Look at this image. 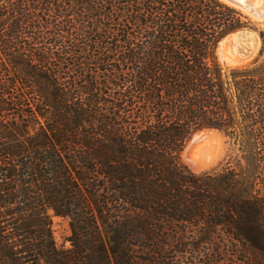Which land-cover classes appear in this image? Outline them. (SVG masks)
<instances>
[{
  "label": "trees",
  "instance_id": "trees-1",
  "mask_svg": "<svg viewBox=\"0 0 264 264\" xmlns=\"http://www.w3.org/2000/svg\"><path fill=\"white\" fill-rule=\"evenodd\" d=\"M248 31L221 0H0V264H264V32L217 56Z\"/></svg>",
  "mask_w": 264,
  "mask_h": 264
},
{
  "label": "rangeland",
  "instance_id": "rangeland-1",
  "mask_svg": "<svg viewBox=\"0 0 264 264\" xmlns=\"http://www.w3.org/2000/svg\"><path fill=\"white\" fill-rule=\"evenodd\" d=\"M251 1L255 2L256 0H251ZM243 14L250 19V21L254 24V26L258 31L257 32L248 31L251 35H246L247 37L239 36L237 39L233 40L230 45H227L223 50H221L220 53L217 51L219 64L224 71L247 66L251 64L259 56L261 50V42L259 39L258 32L259 31L264 32V23L258 24L252 17H250L245 13ZM223 57L225 59H223ZM225 60L228 61L226 62ZM205 147L214 148L215 146L212 145V143L209 145H207L206 142L198 143L194 146L191 157L198 154L201 155L202 153L204 154L203 149ZM226 151H227V146L225 144V140L223 139L221 154L218 160L216 161V163L211 167H209L208 169L198 171L191 164V159L190 158L184 159V156H183V163L195 173L211 171L216 169L220 165V163L222 162V160L226 155ZM51 222H52V233L56 244V248L58 250H69L71 248V244H70L71 229H70L69 219L56 217L53 214H51Z\"/></svg>",
  "mask_w": 264,
  "mask_h": 264
},
{
  "label": "bare ground",
  "instance_id": "bare-ground-1",
  "mask_svg": "<svg viewBox=\"0 0 264 264\" xmlns=\"http://www.w3.org/2000/svg\"><path fill=\"white\" fill-rule=\"evenodd\" d=\"M221 1L228 4L229 6H232L236 9H239L243 13L249 15L250 17H252L253 9H258V10L261 9L264 11V0H256L255 2H252L251 0H221ZM252 35H254V34H252ZM238 37L239 36L234 35V36H231V37L227 38L226 40H224L219 45L218 52L220 53L221 50H223L227 45H230L231 42L233 40L237 39ZM223 59H225V58L223 57ZM222 140H223V138L221 136H219L217 133H214V132L201 133L194 138L193 142L190 143L188 148L185 150V152L183 154L184 159L190 158L191 164L198 171L208 169L209 167H211L212 165H214L216 163V161L218 160V158L221 154ZM201 142H206L207 145L212 143V145H214L215 147H214V149H211L210 147L209 148L205 147L206 149H209V151H207V153L205 152V150H204L205 148H204L203 149V152H205L204 154L202 153L201 155H199V154L195 155V156H193L194 158L191 157L194 146L198 143H201ZM209 152H211L213 155L207 161V160H205V154L209 155Z\"/></svg>",
  "mask_w": 264,
  "mask_h": 264
},
{
  "label": "water",
  "instance_id": "water-1",
  "mask_svg": "<svg viewBox=\"0 0 264 264\" xmlns=\"http://www.w3.org/2000/svg\"><path fill=\"white\" fill-rule=\"evenodd\" d=\"M252 18L258 23V24H262V23H264V11L263 10H261V9H253V11H252ZM235 35H237V36H245V37H247L246 35H251L249 32H240V33H238V34H235ZM232 36H234V35H232ZM229 37H231V36H229ZM229 37H227V38H229ZM226 38V39H227ZM225 39V40H226ZM222 43V42H221ZM248 52H250V51H248ZM205 132H214V133H217L219 136H221L220 135V133L219 132H217V131H213V130H206V131H203V132H200V133H198V134H196L193 138H192V140L190 141V143H192L193 142V140H194V138L197 136V135H199V134H201V133H205ZM222 137V136H221ZM189 143V144H190ZM189 146V145H188ZM187 146V147H188ZM187 149V148H186ZM211 149H214V148H211ZM207 151H209V149H205V152L207 153ZM204 152V153H205ZM213 154L211 153V152H209V155L208 154H205V160H209L210 159V157L212 156Z\"/></svg>",
  "mask_w": 264,
  "mask_h": 264
}]
</instances>
